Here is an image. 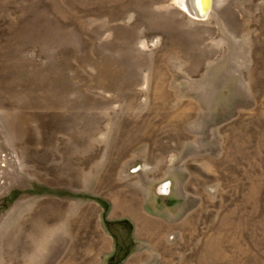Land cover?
Here are the masks:
<instances>
[{
    "label": "rangeland",
    "instance_id": "obj_1",
    "mask_svg": "<svg viewBox=\"0 0 264 264\" xmlns=\"http://www.w3.org/2000/svg\"><path fill=\"white\" fill-rule=\"evenodd\" d=\"M0 264H264V0H0Z\"/></svg>",
    "mask_w": 264,
    "mask_h": 264
},
{
    "label": "trees",
    "instance_id": "obj_2",
    "mask_svg": "<svg viewBox=\"0 0 264 264\" xmlns=\"http://www.w3.org/2000/svg\"><path fill=\"white\" fill-rule=\"evenodd\" d=\"M16 190L14 191H11L9 192V194L7 196L4 197L3 201L5 202L6 201V204L12 202V200L16 197ZM92 199L98 204V206L101 208V212H100V216H101V219L103 220L104 223H110V222H117V223H120L122 228H125L126 229V234H125V240H126V243H123L122 244H119L117 241H114L115 242V246L118 247L117 250H119L122 246L124 247L122 249V253L120 254L118 260H122L125 258V256L130 252V250L132 249V246H133V240L131 238V225L128 221H122L121 220H107L106 219V214L109 210V205L108 203L100 198V197H92Z\"/></svg>",
    "mask_w": 264,
    "mask_h": 264
},
{
    "label": "bare ground",
    "instance_id": "obj_3",
    "mask_svg": "<svg viewBox=\"0 0 264 264\" xmlns=\"http://www.w3.org/2000/svg\"><path fill=\"white\" fill-rule=\"evenodd\" d=\"M181 10L192 18H203L210 8L211 0H173ZM213 4V3H212ZM212 9V8H211ZM37 233V232H36ZM36 243H33V246Z\"/></svg>",
    "mask_w": 264,
    "mask_h": 264
},
{
    "label": "flooded vegetation",
    "instance_id": "obj_4",
    "mask_svg": "<svg viewBox=\"0 0 264 264\" xmlns=\"http://www.w3.org/2000/svg\"><path fill=\"white\" fill-rule=\"evenodd\" d=\"M124 247L122 246L119 250H116L112 255H110V257H112V261L114 260V259H117L119 256H120V254L122 253V249H123Z\"/></svg>",
    "mask_w": 264,
    "mask_h": 264
},
{
    "label": "water",
    "instance_id": "obj_5",
    "mask_svg": "<svg viewBox=\"0 0 264 264\" xmlns=\"http://www.w3.org/2000/svg\"><path fill=\"white\" fill-rule=\"evenodd\" d=\"M168 185H169V182H168V181H164V182L162 183V185H161V186H162V189H163L164 191H166V189L168 188ZM122 221L125 222V221H128V220H127V219H122ZM108 259L110 260V259H112V257H109Z\"/></svg>",
    "mask_w": 264,
    "mask_h": 264
}]
</instances>
